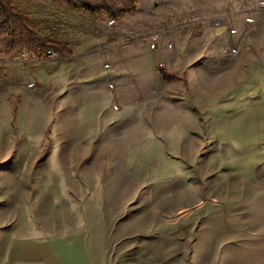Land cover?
Masks as SVG:
<instances>
[{
    "label": "rangeland",
    "instance_id": "374dc122",
    "mask_svg": "<svg viewBox=\"0 0 264 264\" xmlns=\"http://www.w3.org/2000/svg\"><path fill=\"white\" fill-rule=\"evenodd\" d=\"M73 1L0 17V264H264V0Z\"/></svg>",
    "mask_w": 264,
    "mask_h": 264
},
{
    "label": "trees",
    "instance_id": "16d2710c",
    "mask_svg": "<svg viewBox=\"0 0 264 264\" xmlns=\"http://www.w3.org/2000/svg\"><path fill=\"white\" fill-rule=\"evenodd\" d=\"M57 2L64 4L71 12L75 13H89L92 17L98 18L100 16V9L88 4H78L73 0H56ZM14 0H0V17L10 19L12 26H14V20L24 24H30L29 20L17 12L13 8ZM110 17L113 21L120 20L124 15L131 13L130 11H122L119 14L114 13L112 10H108Z\"/></svg>",
    "mask_w": 264,
    "mask_h": 264
},
{
    "label": "crops",
    "instance_id": "0c3cea01",
    "mask_svg": "<svg viewBox=\"0 0 264 264\" xmlns=\"http://www.w3.org/2000/svg\"><path fill=\"white\" fill-rule=\"evenodd\" d=\"M69 68V65L67 64H59L57 63L56 66H53V68H49V67H46V66H43V65H40L37 70H36V73H35V80L37 81V83L39 84H46L44 83L43 81H40L39 78H38V72L40 71V69H42L45 73H47L50 78L48 80V83L51 82L53 79L63 75L64 73H67V69Z\"/></svg>",
    "mask_w": 264,
    "mask_h": 264
},
{
    "label": "built area",
    "instance_id": "2783aa9c",
    "mask_svg": "<svg viewBox=\"0 0 264 264\" xmlns=\"http://www.w3.org/2000/svg\"><path fill=\"white\" fill-rule=\"evenodd\" d=\"M48 57H50V58L52 57V54L50 52L48 53Z\"/></svg>",
    "mask_w": 264,
    "mask_h": 264
}]
</instances>
